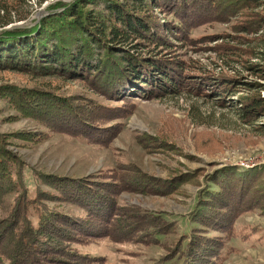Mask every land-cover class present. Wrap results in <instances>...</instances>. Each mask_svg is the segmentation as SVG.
Here are the masks:
<instances>
[{
    "label": "trees",
    "instance_id": "obj_1",
    "mask_svg": "<svg viewBox=\"0 0 264 264\" xmlns=\"http://www.w3.org/2000/svg\"><path fill=\"white\" fill-rule=\"evenodd\" d=\"M222 22H231L232 33L222 37L230 42L218 48L224 62L238 63L232 68L233 75L202 72L190 81L187 64L170 55L169 36L195 43L201 39L194 36L197 27ZM7 23L0 22V28ZM0 70L37 77L59 75L80 81L108 101H123L110 105L48 87L0 86V99L22 116L34 118L50 132L62 131L88 142L107 144L118 134L121 121L114 120L133 113L132 97L158 98L189 82H195L196 89L210 85L223 96V102L238 88L248 90L237 98L238 114L245 124L260 131L264 129L258 122L264 116V0L58 1L34 24L0 30ZM7 145L6 135L0 133V198L14 195L9 214L0 218V264H112L103 256L82 253L76 247L80 238L111 235L120 218L122 233L147 219L154 222L151 215L145 220L141 213L133 216L139 219L135 222L120 216L118 192L138 189L129 186L125 177L116 183L100 174L74 177L29 168L32 180L37 181L35 189L29 190L27 165ZM231 169L220 168L215 177H209L207 187L199 190L189 213L196 225L188 237L171 244L174 253L168 248L163 262L175 256L181 264H222L226 260L236 220L249 208L246 196L261 178V168ZM54 201L78 205L86 215L67 214L48 203ZM4 241L9 244L5 246Z\"/></svg>",
    "mask_w": 264,
    "mask_h": 264
},
{
    "label": "rangeland",
    "instance_id": "obj_2",
    "mask_svg": "<svg viewBox=\"0 0 264 264\" xmlns=\"http://www.w3.org/2000/svg\"><path fill=\"white\" fill-rule=\"evenodd\" d=\"M58 1L69 3L72 0H0V22L9 21L0 30L32 25ZM157 13L164 19L162 13ZM230 25L231 22H222L197 27L194 36L201 39L195 43L169 36L170 55L187 64L190 81L197 80L202 72L233 75L232 68L238 63L224 62L218 48L230 42L228 37L222 38L232 33ZM250 78L256 79L255 76ZM192 83L195 82L158 98L132 97L136 104L133 113L128 118L114 120L121 121L122 129L107 144L88 142L62 131L50 132L44 124L22 116L0 99V133L6 135L7 148L26 163L29 190L33 191L37 184L29 168L74 177L100 174L116 183L123 182L125 177L129 186L138 189L124 188L118 192L120 216L123 214V218L127 217L124 221L133 222L139 220L133 217L137 213L145 220L149 215L155 219L153 223L147 219L142 225L122 233L120 218L116 227H112L111 235L89 240L80 238L76 247L82 253L103 256L112 264H181L177 256L166 262L161 258L167 255L168 248L173 252L171 244L188 237L196 225L189 213L198 201L199 190L210 182L209 177H215V172L224 167L229 172L232 167L240 171L256 167L261 168V178L246 196L249 208L236 220L229 241L231 248L229 254L224 252L228 255L222 264H264V129L255 130L238 114L241 105L237 98L249 91L238 88L223 102V96L211 90L210 85L202 84L196 89ZM4 84L48 87L110 105L123 103L116 99L108 101L80 81L59 75L37 77L26 72L0 70V86ZM258 122L264 125V116ZM110 173L114 174V179ZM41 187L53 190L46 184ZM13 200L12 193L0 198V218L9 214ZM48 203L70 215H86L82 207L72 203ZM32 219L37 223L35 214ZM6 242L5 246L9 244Z\"/></svg>",
    "mask_w": 264,
    "mask_h": 264
}]
</instances>
